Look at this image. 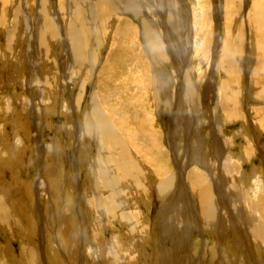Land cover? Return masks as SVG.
<instances>
[{
    "label": "rangeland",
    "instance_id": "1",
    "mask_svg": "<svg viewBox=\"0 0 264 264\" xmlns=\"http://www.w3.org/2000/svg\"><path fill=\"white\" fill-rule=\"evenodd\" d=\"M51 1H53L52 4L49 0H0V153L2 156V160L0 161V214H3L4 216V219L0 221V264H40L43 262L44 264H87V262H84L83 260V255L86 249H88V260L93 262L88 264H158L157 262H159V264H178L176 260H179V264H222L224 262H226L224 264H240L236 255V249L231 239L233 241H237L239 238L242 239L241 236H237L241 233L238 234L233 231L236 234L233 235L236 237L230 236L229 238H224L223 234L225 233H221V238H218L217 235L207 233L204 230H199L197 232H193L191 230L187 233V235H185V229L181 231L179 228L180 223L177 216L181 212V210L179 211L180 206L185 205L187 211L189 205L194 201L196 202V197H194L193 192L190 189L192 186L194 187L192 189L200 190V188L203 187L201 181L205 187H210L213 182L220 179L218 164L220 161L224 162V159L227 157L226 155L229 152V150L227 152L225 148L229 147L231 144H233L234 147L230 146L229 149L232 152L235 151L236 153L234 152V154H242L246 149L250 148V146L254 148L255 144V156L250 159L249 163L244 164V171L247 174H250L252 173V170L254 172V169L258 167L257 173L264 177V80L260 78V74H255L254 76L257 61L260 58L259 54L256 55V53H254L253 56H255V60L251 61L253 63L250 64V70L247 65L249 60L247 59L250 58L249 55L251 54L245 53L248 52V50L244 48L246 45V38H249L248 33L250 28L253 30L252 24L249 26L250 21L248 20L247 14H250L251 10H253L254 4H264V0H196V2H194V0H178L177 5H180V7L178 6L179 9L181 8L180 11L182 13V21L180 20L181 22H179L178 20L179 29L177 31L172 29V27L170 28L169 25L170 17L168 12L171 11V3L173 0H151V3H153V9H155V12L158 13L156 15L159 20L162 19L160 22L163 23V27L159 30L160 34L162 32L164 35L163 36L161 34L163 40L168 42V46L174 42L175 47H171L175 49L174 67L166 66L170 61L168 56H165L162 60L163 62L159 61L160 63L153 58L150 59V50L145 47L144 42L142 41V35H144L142 18L125 12L123 10V5L119 3L117 7L121 10L117 12L112 9V11L116 14L114 15L115 17L118 16V18L125 20L126 23H120V30L118 28H111L112 30L110 28L107 29L105 25H103V27L101 26V28L98 27L97 34L99 35V41L96 43L95 50L91 47V51H94L96 55L93 59L97 62L94 60V65H91L90 62L80 65L82 64L80 61L71 60L69 57L68 54L70 48L68 45L71 43L69 41V35H71L70 33L78 30L80 32L79 38H86L87 40L91 39L92 46L94 39L93 36H95V31H93L94 25H92V29L89 21L85 19L84 7L80 4V2H83L84 0ZM175 1L177 2V0ZM25 4L27 5L26 8ZM216 5H219L221 9L219 17L216 15ZM48 6H50L51 9H48ZM194 6L196 7V10L199 8L200 13L197 16L200 23H197L198 20L196 22L194 21ZM17 7L20 9V13L16 14V22H13L15 18V14L13 12L17 9ZM172 10L174 13L176 12L173 8ZM50 13H52V15H50ZM254 14L256 15L255 10H253V13L251 12L250 14V17L253 16L251 17L252 20L255 17ZM27 15H30V22L28 21L29 19L27 18ZM46 18L49 20H46ZM56 18L57 24L60 25V27L58 26L55 30L57 35H54L51 32L50 25L48 24L52 20L55 22ZM81 18L83 19L84 24ZM43 19L46 21V25L49 27V30H43V27H41L43 25H40V22ZM62 19H66L65 21H68L66 22L68 25L66 31H64L62 26ZM146 19L150 20L154 24L156 23V18L147 17ZM195 25H201L199 26L200 32L198 31L197 34L192 28ZM221 25L223 26L221 27ZM82 26H85V30ZM5 28H7L8 31ZM168 29L170 30L169 32L167 31ZM120 31H122L121 33L123 34L119 33ZM124 31L127 32V34ZM92 33L93 35H91ZM128 33L129 36H127ZM263 34V31H261L259 27L254 30L255 38L253 39V36L251 37L253 39L255 49H257L259 44H261L262 39L259 36ZM47 35L49 36L48 38L45 37ZM119 35L124 39L120 38ZM13 39L15 40L13 41ZM100 40H102L103 43ZM198 40L202 43L200 44L199 49L195 46ZM104 41L107 42L105 43ZM131 49L134 50L132 51ZM195 49H198L200 52ZM88 50H90V48ZM217 50L219 51L217 52ZM169 51L171 52V49H169ZM197 52L201 54L200 57V54ZM215 52H217V58L214 59ZM87 54H90V51H87ZM202 54L204 55V58ZM218 54L221 58L218 57ZM222 54L225 56L223 57ZM193 55L195 58L192 59ZM8 56H10V59L7 60ZM141 58L144 60H141ZM196 58L199 60H196ZM165 59L168 61L165 62ZM77 64L79 66H76ZM157 65H160L159 67L161 68H157L164 71L163 75L165 74V77L168 80L167 88L164 92L165 97H163L164 95H161L162 99L160 98L161 103L159 106L154 105V101L159 100L158 97L156 98L154 96L152 84L154 80L153 71ZM180 67L181 70H179ZM91 68H95V71L92 72ZM187 70H192V73L194 74L195 72L199 73V76L197 75V78H194L196 79L194 80V85L195 90H198L197 93L201 96L203 101L202 102L201 99H199L197 102L200 105L202 103V106H195L192 103L190 105L185 96L186 87L184 84V78ZM213 77V83L218 82V86L215 87V92L208 93V87L211 85V83L209 85L208 83ZM258 83H260L262 87L259 86ZM142 85H144V87H141ZM204 86L205 88H203ZM221 93L224 96L221 95ZM166 97L169 99L167 101L170 102L165 101V99H167ZM105 98L107 100H105ZM225 98L227 99V103H224ZM208 99H210V102ZM94 100L97 101V104L99 105L97 106L100 111L104 113V115L107 113L110 115L108 116L110 117V123H112L111 126H115L116 132L119 131L121 133H118L119 136H122L121 139L123 142L128 143L130 148L129 150L133 153V157L136 156L137 158V164L139 167H130L128 165V171L130 174L132 173L131 171L135 173L142 172L144 174V176L140 177L141 179H139L138 184L133 181V178H129L127 175L125 176V174L119 176L116 175L115 182L117 185L120 184V187L118 190H115L113 200H111V202H106L104 200L100 204L101 207H99V209L96 206L98 200L97 197L106 199L110 193L104 191L101 195L98 194L97 186L99 184L97 185L96 180H94L96 179L94 177V172L98 170L97 162L95 164V160L97 161V152L99 149L96 148L97 143L94 140L95 138H89L87 134H85V131L87 133V127L85 126V123L82 122L84 115L89 112L88 110L91 102ZM182 101L185 102L183 103ZM37 103L38 105H36ZM34 104L37 107L35 106L34 108ZM193 107L195 108L191 109ZM216 107H218V110ZM33 110L35 111L34 115H36V120L34 119L32 113ZM77 115H79V117H77ZM251 116L254 118L252 119ZM46 118H48V120ZM255 118L256 120H254ZM34 124L36 126H34ZM47 125H49V128ZM68 125L72 127L77 126L81 133L83 132V138H85L86 141L91 140V142H84V148L81 151L83 154V161L79 164V182L83 189H81L78 193L79 196L77 195L74 197L76 206L73 202L70 203V205H73L71 207L73 210L72 216L68 207L64 204H68V199L71 197L73 198V195H70V187L73 186V179H71V176L73 173H77V164L75 163L76 159H74L77 154L74 150L76 148L74 146L71 148L69 145L70 140L67 130V128H69ZM135 126H137V128ZM215 126L217 127L215 128ZM251 134L254 138H251ZM33 135L35 137L34 139L30 137ZM88 135L91 136V133ZM234 137H236L235 140ZM148 139L150 140L149 142ZM217 140H220L225 146H222V148L226 155H223L222 153L221 159L217 157L218 154L215 150H213L215 148L214 144ZM252 141H254L253 144L251 143ZM35 142L37 145L40 144L39 147L43 148V150H40V148L38 150V152L43 154V156L41 154H37L34 149L29 150V148H33V145L35 148ZM247 142H250V144H247ZM21 145L24 146L21 148ZM158 146H160V148ZM11 147L17 148L19 153H14L13 150H10ZM63 148L65 150H63ZM196 149L197 152H201L202 157L204 158L205 166L200 165L198 160H192V151H195ZM261 149L263 150L261 151ZM158 150L161 152L159 153ZM204 150L205 153H208V155L204 153ZM178 153L179 155H177ZM181 153H183V156ZM12 155H15V159H13ZM210 156H213V159H211ZM206 161L207 163L209 162L208 165L206 164ZM215 162L217 163L214 165ZM166 168L168 169L165 170ZM260 168L261 171L259 170ZM168 176H171L169 179L173 180L172 182L174 187L172 186L169 195L160 197V194L156 191V187L161 181L167 180ZM176 177L179 179H185L187 184L185 189L180 188L182 183H180L181 181L176 179ZM92 178L93 180L91 181ZM121 181H123L124 184ZM42 182L45 184V192L47 193L49 199H57H55L56 202L51 203L50 206L42 205L45 200H41V195H39L38 188H36V185L40 183L42 184ZM92 182H94L97 186L95 187ZM47 183L50 186L47 185ZM31 184L35 186H31ZM226 184L228 186V183ZM93 186L96 189H93ZM125 186L127 188H124ZM176 186L178 188L175 190ZM88 188H91V191L88 190ZM54 190L56 191L57 196H55ZM179 193L183 194V199L185 200L181 201L184 204L182 202L179 204L180 201L173 202L175 204H167L168 202L174 200L176 195L178 199L180 195ZM187 193H189L192 198H187ZM27 194L30 198H28ZM66 195L68 199L65 197ZM118 197H121V200ZM115 198H117V200H115ZM76 199L79 201H76ZM161 199L166 200L164 201ZM27 200L34 201L26 202ZM7 201H9V204ZM88 203H90V205ZM116 205H119V207ZM89 209L91 211H89ZM160 211L162 212L161 214H165V216L163 214L161 222H159L158 219L160 218ZM189 211H191V207L189 208ZM128 213L129 219L123 217L128 216ZM30 215L31 217H34L31 218ZM69 218H72V221L74 222H72ZM193 218L194 215L192 216V221ZM195 220L197 221V224L200 223L198 219ZM33 221L36 224L33 223ZM26 222H29V224ZM68 222L72 223L69 224ZM163 224L166 227L163 226ZM173 224H178L176 225L177 228ZM51 228H53L54 233H57V235L53 233ZM67 231L70 232L67 233ZM72 231H74V233ZM244 231L245 230H242L243 233ZM49 233L51 234L49 235ZM68 235H71L72 237ZM52 236L57 239L60 238V240L55 239L57 240L56 243L58 245L60 257L59 255L48 252L46 245L47 241H53L54 238ZM249 237L252 238L249 235L246 240L252 243L251 241H253V239H250ZM59 242L61 245H59ZM67 242L68 245L65 244ZM70 242L73 243L71 244ZM64 246H66V248ZM232 251L233 253H231ZM252 255L258 259L259 264H264V252L262 255H256L255 253ZM91 256L93 257L91 258ZM261 256L263 260L260 258ZM99 259L101 261H99Z\"/></svg>",
    "mask_w": 264,
    "mask_h": 264
},
{
    "label": "bare ground",
    "instance_id": "2",
    "mask_svg": "<svg viewBox=\"0 0 264 264\" xmlns=\"http://www.w3.org/2000/svg\"><path fill=\"white\" fill-rule=\"evenodd\" d=\"M66 1V0H65ZM72 1V0H71ZM73 1H77V0H73ZM205 1V0H204ZM203 1V2H204ZM47 2V1H46ZM49 2L52 4L53 3V1H51V0H49ZM155 2V1H154ZM189 2V1H188ZM194 2H196V0H194ZM202 2V3H203ZM42 3V2H41ZM44 3V2H43ZM116 3V4H115ZM118 3L119 4H121V5H123V10L125 11V12H127V13H131V14H133V15H135V16H138V17H141L142 18V20H143V27H144V35H142L143 36V42H144V45H145V47H147V48H149V50H150V59H154V60H156L157 62H159V61H162L164 58H165V56L167 57L168 56V58H169V63L166 65V66H169V67H174L173 65H174V63H175V54H174V50L175 49H173V48H171L172 46H174L175 47V45H174V42H173V44H170V46H168V42H166V41H164L163 40V38H162V36H161V34H162V32H161V34H160V30L159 29H161L162 27H163V23H161L160 21L162 20H159V18H158V16L156 15V14H158L157 12H155V9H153V3H151V0H84L83 2H80V4H81V6H83L84 8V15H85V19H87L88 21H89V23H90V26H92V25H94V29H93V26H92V29H93V31H95V33H94V35L95 36H93V42H92V46H91V39H86V38H84V39H80L79 38V36H80V32L78 31V30H75V32L73 31L72 33H70L71 35H69V41L71 42V43H69V45H68V47L70 48V50H69V57L71 58V60H74V61H80L82 64H80V65H84V64H86V63H91V65H94V60L95 59H93L96 55H95V52L94 51H91V47H93V50H95V46H96V43L99 41V35L97 34L98 33V27H100L101 28V26L103 27V25H105L106 27H107V29L108 28H120L119 26H120V23H126V21L125 20H122V19H120V18H118V16H114V15H116V14H114V12L112 11V9H114L115 11H120L121 9L120 8H118L117 6H118ZM177 3H178V0H177V2L175 1V0H173V2L171 3V7L176 11L175 13L173 12V10H172V8H171V11L170 12H168L169 14V19H170V23H169V25H170V28L172 27V29H175L176 31L179 29V22H181L182 21V17H181V8L179 9V7H180V5H177ZM205 3V2H204ZM211 3H212V1H211ZM213 3H214V1H213ZM258 3V2H257ZM1 4V3H0ZM45 4V3H44ZM65 4V3H64ZM76 4V3H75ZM196 4V3H195ZM43 5V4H42ZM46 5V4H45ZM187 5V4H186ZM190 5V4H189ZM220 5V4H219ZM219 5H216V15H217V17H219V15H220V13H221V9H220V6ZM57 6H58V4H57ZM61 6V5H60ZM179 6V7H178ZM204 6V5H203ZM202 6V7H203ZM214 6V5H213ZM27 7V5L25 4V8ZM64 7V6H63ZM76 7V6H75ZM195 7V6H194ZM215 7V6H214ZM16 8V7H15ZM36 8V7H35ZM79 8V7H78ZM190 8V7H189ZM227 8V7H226ZM48 9H51V7L50 6H48ZM59 9H61V8H59ZM207 9V8H206ZM230 9V8H229ZM14 10V9H13ZM41 10V9H40ZM57 10V9H56ZM64 10V9H63ZM69 10V9H68ZM75 10V9H74ZM208 10V9H207ZM215 10V9H214ZM253 10H255V12H256V15H255V17H254V19L252 20L251 19V17H253V16H251L250 17V14H251V12L253 13ZM253 10H251V12H250V14L248 13L247 15H248V20L250 21V23H249V26H251V24H252V27H253V30H251V28L250 27H248V28H250V31H249V33H248V36H249V38H246V47L244 46V48H246L247 50H248V52H245V53H250L251 55H249L250 56V58H248L247 60H249L248 61V66H249V68H250V70H251V65L250 64H252L253 62H251V61H253V60H255L254 59V57L255 56H253L254 55V53H256V55H258L259 54V60L257 61V67H256V70H255V73H254V76H255V74H257V75H259L260 74V78H262L263 80H264V34L263 35H261V36H259L261 39H262V42H261V44H259V46H258V48L257 49H255V46H254V44H253V39L255 38L254 37V30L255 29H257V27H259V29L261 30V31H263V33H264V4H261V5H253ZM45 11V10H44ZM183 11V10H182ZM194 11V21L196 22L199 18H198V16L197 15H199V8L196 10V7H195V9L193 10ZM203 11V10H202ZM205 11V10H204ZM235 11V10H234ZM13 12V11H12ZM32 12V11H31ZM49 12V11H48ZM76 12V11H75ZM14 14H15V18H14V20H13V22H16V14H18V13H20V9H18V7H17V9H15L14 10V12H13ZM38 13V12H37ZM77 13H78V11H77ZM204 13V12H203ZM202 13V14H203ZM225 13V12H224ZM233 13V12H232ZM41 14V13H40ZM47 14V13H46ZM65 14V13H64ZM68 14V13H67ZM193 14V13H192ZM205 14V13H204ZM203 14V15H204ZM50 15H52V13H50ZM49 15V16H50ZM79 15H81V14H79ZM78 15V16H79ZM119 15V14H118ZM120 15H121V12H120ZM206 15V14H205ZM204 15V16H205ZM228 15H229V13H228ZM234 15V14H233ZM19 16V15H18ZM61 16V15H60ZM60 16H59V19H60ZM74 16V15H73ZM224 16V15H223ZM246 16V15H245ZM53 17V16H52ZM147 17H152V18H156V23L154 24L153 22H151L150 20H147L146 18ZM200 17V16H199ZM27 18L29 19L28 21L30 22V15H27ZM80 18V17H79ZM201 18V17H200ZM33 19V18H32ZM38 19V18H37ZM48 18H46V20H47ZM82 19V18H81ZM223 19V18H222ZM227 19V18H226ZM231 19V18H230ZM39 20H40V17H39ZM39 20H38V23H39ZM49 20V19H48ZM66 20V19H65ZM64 19H62V21H63V23H62V26H63V28H64V31H66V28H67V24H66V22H68V21H65ZM178 20H179V22H178ZM181 20V21H180ZM79 21V20H78ZM82 21H83V19H82ZM124 21V22H123ZM183 21H184V19H183ZM193 21V20H192ZM192 21H190V22H192ZM200 21H201V19H200ZM215 21V20H214ZM220 21V20H219ZM4 22V21H3ZM12 22V23H13ZM23 22V21H22ZM32 22H33V20H32ZM58 22H59V20H58ZM71 22V21H70ZM74 22V21H73ZM86 22V21H85ZM128 22V21H127ZM195 22H193L194 24H196ZM199 22V20L197 21V23ZM231 22V21H230ZM252 22V23H251ZM24 23V22H23ZM79 23V22H78ZM118 25H117V24ZM200 23V22H199ZM202 23V22H201ZM204 23V22H203ZM3 24V23H2ZM18 24V23H17ZM20 24V23H19ZM25 24V23H24ZM28 24H30V23H28ZM48 24V23H47ZM74 24V23H73ZM83 24H84V21H83ZM87 24V23H86ZM193 24V25H194ZM205 24V23H204ZM203 24V25H204ZM223 24V23H222ZM228 24V23H227ZM245 24V23H244ZM40 25H43V26H41V27H43V30H49V27L46 25V21H44V19L40 22ZM48 25H50V29H51V32L55 35H57V33H56V29L58 28V26L60 27V25H58L57 24V18H56V21L54 22L53 20L48 24ZM142 25V24H141ZM183 25V24H182ZM8 26V25H7ZM32 26V25H31ZM38 26V25H37ZM61 26V27H62ZM72 26V25H71ZM87 26H88V24H87ZM118 26V27H117ZM135 26V25H134ZM199 26H201V25H199ZM199 26H197V25H195L194 27H192L193 29H194V32L197 34V32L199 31ZM223 25H221V27H222ZM11 27V26H10ZM35 27V26H34ZM39 27V26H38ZM73 27V26H72ZM83 27V26H82ZM85 27V26H84ZM84 27H83V29H84ZM139 27V26H138ZM204 27V26H203ZM202 27V28H203ZM230 27V26H229ZM75 28V27H74ZM73 28V29H74ZM89 28V27H88ZM168 28V27H167ZM217 28V27H216ZM236 28V27H235ZM6 30H7V28H5ZM72 29V30H73ZM76 29V28H75ZM237 29V28H236ZM85 30V29H84ZM88 30V29H87ZM112 30V29H111ZM120 30V29H119ZM123 30H125V29H123ZM122 30V31H123ZM138 30V29H137ZM164 30V29H163ZM218 30V29H217ZM229 30V29H228ZM8 31V30H7ZM6 31V32H7ZM42 31V30H41ZM40 31V32H41ZM114 31V30H113ZM122 31H120L119 33H121ZM141 31H143V30H141ZM168 32L170 31L169 29L167 30ZM247 31H248V29H247ZM28 32V31H27ZM31 32V31H30ZM84 32V31H83ZM90 32V31H89ZM102 32V31H101ZM108 32V31H107ZM117 32V31H116ZM125 32V31H124ZM200 32V31H199ZM202 32V31H201ZM215 32V31H214ZM217 32H219V31H217ZM234 32V31H233ZM15 33V32H14ZM32 33V32H31ZM43 33V32H42ZM66 33V32H65ZM126 34H127V32H125ZM132 33V32H131ZM142 33V32H141ZM165 33V32H164ZM167 33V32H166ZM194 33V34H195ZM2 34V33H1ZM49 34V33H48ZM61 34V33H60ZM87 34V33H86ZM97 34V35H96ZM113 34V33H112ZM121 34H123V33H121ZM133 34V33H132ZM138 34V33H137ZM140 34V33H139ZM229 34V33H228ZM235 34V33H234ZM68 35V34H67ZM91 35H93V33L91 34ZM91 35H90V37H91ZM118 35V34H117ZM125 35V34H124ZM163 35V34H162ZM199 35H200V33H199ZM238 35V34H237ZM32 36V35H31ZM52 36V35H51ZM61 36H62V34H61ZM84 36V35H83ZM89 36V35H88ZM105 36V35H104ZM127 36H129V33H128V35ZM164 36V35H163ZM166 36V35H165ZM217 36V35H216ZM224 36V35H223ZM251 36H253V39H252V37ZM45 37H49L48 35L47 36H45ZM115 37H117V36H115ZM119 37H120V35H119ZM118 37V38H119ZM138 37L140 38V36L138 35ZM169 37V36H168ZM167 37V38H168ZM195 37V36H194ZM201 37H203V36H201ZM234 37H235V35H234ZM14 38V37H13ZM32 38V37H31ZM37 38V37H36ZM35 38V39H36ZM62 38V37H61ZM65 38V37H64ZM102 38V37H101ZM120 38H123V37H120ZM130 38V37H129ZM39 39V38H38ZM43 39H44V36H43ZM116 39V38H115ZM124 39V38H123ZM125 39L127 40V38L125 37ZM131 39V38H130ZM195 39H196V37H195ZM216 39V38H215ZM7 40V39H6ZM15 39H13V41H14ZM51 40V39H50ZM120 40V39H119ZM168 40V39H167ZM12 41V40H11ZM10 41V42H11ZM32 41V40H31ZM58 41V40H57ZM102 43H103V41L102 40H100ZM132 41V40H131ZM200 40H198L197 41V43L199 42ZM255 41V40H254ZM9 42V41H8ZM34 42V41H33ZM38 42V41H37ZM40 42H41V40H40ZM53 42V41H52ZM100 42V43H101ZM105 42V41H104ZM107 42V41H106ZM105 42V43H106ZM128 42V41H127ZM257 42V41H256ZM12 43V42H11ZM14 43V42H13ZM196 43V42H195ZM196 43V47H198V49H199V47H200V44H202V43H198L197 44ZM220 43V42H219ZM129 44V43H128ZM137 44V43H136ZM217 44H218V42H217ZM221 44V43H220ZM255 44H257V43H255ZM19 45V44H18ZM40 45V44H39ZM100 45V44H99ZM219 45V44H218ZM37 46V45H36ZM101 46V45H100ZM103 46V45H102ZM9 47V46H8ZM104 47H105V45H104ZM141 47V46H140ZM59 48V47H58ZM90 48V50H88ZM101 48V47H100ZM137 48V47H136ZM142 48V47H141ZM147 48H145V49H147ZM176 48H177V46H176ZM5 49H6V47H5ZM38 49V48H37ZM60 49V48H59ZM62 49V48H61ZM169 49H171V52L169 51ZM179 49V48H178ZM198 49H195L196 51H199ZM217 49H218V47H217ZM44 50V49H43ZM132 50V49H131ZM134 50V49H133ZM132 50V51H133ZM19 51V50H18ZM87 51H90V54H87ZM178 51V50H177ZM177 51H176V53H177ZM204 51V50H203ZM219 50H217V52H218ZM246 51V50H245ZM66 52V51H65ZM97 52V51H96ZM135 52H136V50H135ZM200 52V51H199ZM202 52V51H201ZM217 52H215L214 53V59L215 58H217ZM221 52V51H220ZM54 53V52H53ZM198 53V52H197ZM222 53V52H221ZM45 54V53H44ZM48 54V53H47ZM97 54V53H96ZM136 54V53H135ZM198 54H200V53H198ZM53 55V54H52ZM60 55V54H59ZM64 55V54H63ZM98 55V54H97ZM236 55V54H235ZM239 55V54H238ZM237 55V56H238ZM45 56V55H44ZM99 56V55H98ZM179 56V55H178ZM201 56V54L199 55V57ZM202 56H203V58H204V55L202 54ZM222 56H223V54H222ZM225 56V55H224ZM223 56V57H224ZM19 57V56H18ZM198 57V56H197ZM198 57V58H199ZM218 57H220L221 58V56H219V54H218ZM4 58H5V56H4ZM46 58V57H45ZM193 58H195L194 57V55H193V57H192V59ZM198 58H196V60L198 59ZM210 58V57H209ZM243 58H244V56H243ZM243 58H242V60H243ZM8 59H10V56H8V58H7V60ZM48 59V58H47ZM98 59V58H97ZM143 58H141V60H142ZM146 59H147V57H146ZM201 59V58H200ZM231 59V58H230ZM237 59V58H236ZM238 59H239V57H238ZM246 59V58H245ZM56 60H57V58H56ZM99 60V59H98ZM144 60V59H143ZM148 60V59H147ZM199 60V59H198ZM202 60V59H201ZM96 61V60H95ZM139 61V60H138ZM149 61V60H148ZM166 61H168V60H166L165 59V62ZM205 61V60H204ZM216 61V60H215ZM219 61V60H218ZM238 61V60H237ZM97 62V61H96ZM95 62V63H96ZM151 62V61H150ZM152 62H154V61H152ZM163 62V61H162ZM161 62V63H162ZM164 62V63H165ZM245 62V61H244ZM77 63V62H76ZM160 63V62H159ZM199 63V62H198ZM157 64V63H156ZM241 64V63H240ZM96 65V64H95ZM202 65V64H201ZM76 66H79L78 64L76 65ZM147 66V65H146ZM150 66V65H149ZM160 65H157L156 66V68L157 67H159ZM14 67V66H13ZM93 67V66H92ZM102 67V66H101ZM210 67V66H209ZM233 67V66H232ZM78 68V67H77ZM83 68V67H82ZM87 68V67H86ZM97 68V67H96ZM103 68V67H102ZM142 68V67H141ZM147 68V67H146ZM155 68V70L153 71V73H154V77H153V93H154V96L157 98L158 97V100L159 101H157V100H155L154 101V105H156V106H159L160 105V98H161V95L163 96L164 95V92H165V90H166V88H167V84H168V80H167V78L165 77V74L163 75V73H164V71H162V70H160L159 68H161V67H159V68H157L156 69ZM51 69V68H50ZM95 68H91V71L93 72V71H95L94 70ZM191 69V68H190ZM87 70V69H86ZM98 70V69H97ZM179 70H181V67L179 68ZM70 71H71V69H70ZM83 71H84V69H83ZM214 71V70H213ZM76 72V71H75ZM90 72V71H89ZM194 72V71H193ZM200 72V71H199ZM210 72V71H209ZM254 72V71H253ZM102 73V72H101ZM100 73V74H101ZM208 73V72H207ZM215 73V72H214ZM237 74V73H236ZM235 74V75H236ZM12 75V74H11ZM101 75H103V74H101ZM197 75L199 76V73H197V72H195V74L194 73H192V70H187L186 71V74H185V78H184V80H185V89H186V91H185V96H186V98H187V100H188V102L190 103V105H191V103L193 104V105H195V106H197V105H200V104H198V100L199 99H201V101H202V98H201V96L197 93V91L195 90V85H194V80H196V79H194V78H197ZM212 75V74H211ZM239 75V74H238ZM241 75V74H240ZM256 75V76H257ZM72 76V75H71ZM96 76V75H95ZM217 76V75H216ZM216 76H215V79H216ZM249 76H251V75H249ZM32 77V76H31ZM77 78V77H76ZM130 78V77H129ZM242 78H243V76H242ZM249 78H251V77H249ZM133 79V78H132ZM201 79V78H200ZM212 79H214V77L213 78H211V80H210V82L208 83V85L211 83V85H212V87H211V85H209V87H208V93H210V92H215V90H216V86H218L217 85V83L218 82H215V83H213V80ZM220 80V79H219ZM90 82V81H89ZM142 82V81H141ZM238 82V81H237ZM131 83V82H130ZM133 83V82H132ZM199 83V82H198ZM213 83V84H212ZM262 83V82H261ZM79 84H80V82H79ZM142 84V83H141ZM170 84V83H169ZM174 84V83H173ZM200 84V83H199ZM250 84H251V81H250ZM75 85V84H74ZM176 85V84H175ZM229 85H231V84H229ZM258 85L259 86H261L260 85V83H258ZM132 86V85H131ZM169 86V85H168ZM220 86H221V84H220ZM141 87H144V85H142ZM176 87V86H175ZM262 87V86H261ZM169 88V87H168ZM173 88V87H172ZM200 88H202V87H200ZM199 88V89H200ZM203 88H205V86L203 87ZM246 88H248V87H246ZM137 89V88H136ZM144 89V88H143ZM238 89V88H237ZM140 90V89H139ZM141 90H142V88H141ZM245 90V89H244ZM248 90V89H247ZM36 91V90H35ZM128 91V90H127ZM204 91H205V89H204ZM254 91V90H253ZM136 92V91H135ZM177 92V91H176ZM175 92V93H176ZM201 92V91H200ZM220 92V91H219ZM31 93V92H30ZM139 93V92H138ZM143 93V92H142ZM178 93V92H177ZM180 93V92H179ZM228 93V92H227ZM260 93H263V92H260ZM259 93V94H260ZM36 94V93H35ZM132 94V93H131ZM174 94V93H173ZM172 94V95H173ZM212 94V93H211ZM231 94V93H230ZM229 94V95H230ZM252 94V93H251ZM258 94V95H259ZM42 95V94H41ZM40 95V96H41ZM80 95V94H79ZM167 95V94H166ZM203 95H204V93H203ZM221 95H223L222 93H221ZM220 95V96H221ZM227 95V94H226ZM263 95V94H262ZM132 96V95H131ZM143 96V95H142ZM175 96V95H174ZM224 96V95H223ZM133 97V96H132ZM163 97H165V95L163 96ZM207 97V96H206ZM212 97V96H211ZM37 98H38V96H37ZM80 98V97H79ZM167 98V97H166ZM223 98V97H222ZM249 98V97H248ZM248 98H246V99H248ZM40 99V98H39ZM61 99V98H60ZM143 99V98H142ZM162 99V98H161ZM213 99V98H212ZM221 99V98H220ZM35 100V99H34ZM91 100V99H90ZM105 100H107L106 98H105ZM167 100H169L168 98L167 99H165V101L166 102H170V101H167ZM174 100H175V98H174ZM226 98H225V102L224 103H227L226 102ZM33 101V100H32ZM39 101V100H38ZM208 101L210 102V99H208ZM216 101H217V99H216ZM221 101V100H220ZM246 101H248V100H246ZM183 103L185 102V101H182ZM203 102V101H202ZM214 102V101H213ZM222 102V101H221ZM34 103H36V102H34ZM137 103H139V102H137ZM165 103V102H164ZM229 103V102H228ZM250 103V102H249ZM263 103H264V101H263ZM22 104V103H21ZM42 104V103H41ZM173 104V103H172ZM36 105H38V103L36 104ZM35 104L33 105V107L35 108V106H36ZM76 105V104H75ZM98 104H97V101H92L91 102V105L89 106V112L87 113V114H85L84 115V118H83V120H82V122H84L85 123V126L87 127V133H86V131H85V134H87V136L89 137V138H91V137H93V138H95L94 140L96 141V143H97V149H99V151L97 152L98 153V156H97V161L95 160V164H96V162H97V171H95L94 173H95V178L96 179H94V180H96V183H97V185H95V181L94 182H92V183H94V185H95V187L97 186V190H98V194L99 195H101L104 191H106V192H109L110 194H109V196H108V198H106V199H103L102 197L101 198H98L97 197V207H98V209H99V207H101V203L105 200L106 202H108V201H110L111 202V200H113V198H114V196H115V190H118L119 189V187H120V184L119 185H117V183L115 182V176L116 175H123V174H125V176L127 175L129 178H133V181L136 183V184H138V181H139V179H141L140 177L141 176H144V174L142 173V172H137V173H135V172H133V171H131L132 173L130 174V172L128 171V165L130 166V167H132V166H137V167H139L138 166V164H137V158H136V156L135 157H133V153L129 150L130 148H129V145H128V143H126V142H123V140L121 139V137L119 136V134L118 133H120L119 131L118 132H116V129H115V126H111V124L112 123H110V115L107 113L106 115H104V113H102L101 111H100V109L98 108V106H97ZM203 104L201 103V105L200 106H202ZM252 105V104H251ZM264 105V104H263ZM39 106H41V105H39ZM46 106V105H45ZM85 106V105H84ZM212 106V105H211ZM213 106H217V105H213ZM223 106H226V105H223ZM227 106H230V105H227ZM233 106V105H232ZM253 106V105H252ZM37 107V106H36ZM42 107V106H41ZM219 107V106H218ZM218 107H216L217 108V110H218ZM222 107V106H221ZM79 108V107H78ZM102 108V107H101ZM129 108V107H128ZM195 107H193V108H191V109H194ZM197 108V107H196ZM215 108V109H216ZM223 108V107H222ZM37 109V108H36ZM35 109V110H36ZM38 109H39V107H38ZM54 109V108H53ZM225 109V108H224ZM232 109V108H231ZM235 109H236V107H235ZM253 109V108H252ZM45 110V109H44ZM103 110V109H102ZM108 110V109H107ZM220 110V109H219ZM39 111V110H38ZM65 111V110H64ZM114 111V110H113ZM236 111V110H235ZM251 111V110H250ZM253 111V110H252ZM37 112V111H36ZM40 112V111H39ZM41 112H42V110H41ZM50 112V111H49ZM112 112V111H111ZM152 112V111H151ZM178 112V111H177ZM223 112V111H222ZM17 113V112H16ZM33 116H34V119L36 120V115H34V113H35V111L33 110ZM136 113V112H135ZM168 113V112H167ZM202 113V112H201ZM228 113V112H227ZM236 113V112H235ZM240 113H241V111H240ZM247 113V112H246ZM253 113V112H252ZM252 113H250V114H252ZM256 113V112H255ZM44 114V113H43ZM44 115H46V114H44ZM109 115V116H108ZM211 115V114H210ZM222 115V114H221ZM253 115V114H252ZM258 115V114H257ZM20 116V115H19ZM48 116V115H47ZM70 116V115H69ZM223 116V115H222ZM228 116V115H227ZM249 116V115H248ZM46 117V116H45ZM49 117H50V114H49ZM77 117H79V115H77ZM134 117V116H133ZM242 117V116H241ZM69 118H71V117H69ZM228 118V117H227ZM250 118V117H249ZM251 118L253 119L254 117H252L251 116ZM33 119V120H34ZM47 120H48V118H46ZM133 119V118H132ZM193 119V118H192ZM221 119V118H220ZM219 119V120H220ZM225 119V118H224ZM223 119V120H224ZM229 119H230V117H229ZM243 119V118H242ZM18 120V119H17ZM20 120V119H19ZM226 120V119H225ZM248 120V119H247ZM254 120H256V118L254 119ZM112 121V120H111ZM132 121V120H131ZM213 121H215V120H213ZM234 121H235V119H234ZM239 121H242V120H239ZM73 122V121H72ZM227 122H229V121H227ZM226 122V123H227ZM244 122V121H243ZM255 122H257V121H255ZM74 123V122H73ZM72 123V124H73ZM224 123V122H223ZM230 123V122H229ZM49 124V123H48ZM79 124V123H78ZM129 124V123H128ZM135 124V123H134ZM228 124V123H227ZM243 124V123H242ZM257 124V123H256ZM83 125V124H82ZM120 125V124H119ZM225 125V124H224ZM249 125V124H248ZM250 125H252V124H250ZM34 126H36L35 124H34ZM69 126V125H68ZM154 126V125H153ZM259 126V125H258ZM47 127L49 128V125H47ZM75 127H77V126H75ZM75 127H72V126H69V128H67V130H68V133H69V140H70V147L71 148H73V146L76 148V149H74L75 150V152H76V154L77 155H75V158L74 159H76L75 161V163L77 164V173L76 174H72V176H71V179H73V186H71L70 187V190H71V193H70V195L72 194L73 195V198L71 197V198H67V195L65 196L67 199H68V204L66 203V204H64V205H66V207H68V210H69V212H70V214H71V216H72V214H73V210H72V206L73 205H70V203L71 202H73L74 204H75V196H77L78 195V193L80 192V190L81 189H83L82 188V186H81V184H80V175H79V164L83 161V154L81 153V151H82V149L84 148V142H91V140L89 141H86V139L85 138H83L84 137V134H83V132L81 133V131L79 130V128L77 127V128H75ZM136 128H137V126H135ZM217 126H215V128H216ZM221 127V126H220ZM219 127V128H220ZM249 127V126H248ZM247 127V128H248ZM251 127H253V126H251ZM64 128V127H63ZM225 128V127H224ZM260 128V127H259ZM52 129V128H51ZM86 129V128H85ZM147 129V128H146ZM249 129V128H248ZM62 130H64V129H62ZM83 130V129H82ZM199 130V129H198ZM260 130V129H259ZM3 131V130H2ZM219 131V130H218ZM34 132V131H33ZM65 132V131H64ZM67 132V131H66ZM138 132H139V130H138ZM148 132L150 133V131L148 130ZM221 132V131H220ZM67 133V134H68ZM89 133H91V136L90 135H88ZM141 133V132H140ZM159 133V132H158ZM251 133H255V132H251ZM257 133H258V129H257ZM260 133V132H259ZM37 134V133H36ZM82 134V135H81ZM121 134V133H120ZM199 134V133H198ZM261 134V133H260ZM32 135V134H31ZM138 135V134H137ZM178 135V134H177ZM249 135V134H248ZM130 136V135H129ZM188 136V135H187ZM225 136V135H224ZM251 136H252V134H251ZM17 137V136H16ZM21 137V136H20ZM31 138H35L34 137V135L33 136H30ZM29 137V138H30ZM146 137V136H145ZM144 137V138H145ZM156 137V136H155ZM190 137V136H189ZM10 138V137H9ZM67 138H68V136H67ZM137 138V137H136ZM151 138V137H150ZM191 138V137H190ZM211 138V137H210ZM235 138L236 137H234V140H235ZM251 138H254L253 136L251 137ZM16 139V138H15ZM146 139V138H145ZM167 139V138H166ZM203 139V138H202ZM208 139V138H207ZM212 139V138H211ZM220 139H222V138H220ZM230 139V138H229ZM246 139H247V137H246ZM256 139V138H255ZM258 139V138H257ZM68 140V139H67ZM93 140V141H94ZM131 140V139H130ZM154 140H156V139H154ZM224 140V139H223ZM20 141V140H19ZM18 141V142H19ZM31 141V140H30ZM40 141V140H39ZM137 141V140H136ZM146 141V140H145ZM150 140L148 139V142H149ZM182 141V140H181ZM204 141V140H203ZM230 141V140H229ZM246 141H248V140H246ZM245 141V142H246ZM251 141V140H250ZM257 141V140H256ZM132 142V141H131ZM141 142V141H140ZM154 142V141H153ZM202 142V141H201ZM205 142H206V140H205ZM235 142V141H234ZM253 142L254 141H252L251 143L253 144ZM136 143V142H135ZM143 143V142H142ZM147 143V142H146ZM192 143V142H191ZM250 144V142H247V144ZM258 143V142H257ZM25 144V143H24ZM27 144H29V143H27ZM143 144H145V143H143ZM155 144V143H154ZM183 144H184V142H183ZM197 144V143H196ZM205 144V143H204ZM211 144V143H210ZM213 144V143H212ZM225 144H226V140H225ZM229 144V143H228ZM231 144V143H230ZM26 145V144H25ZM32 145V144H31ZM40 145V144H39ZM39 145H37L36 144V142H35V148H34V145L32 146L33 148H29V150L30 149H34L35 150V152L37 153V154H41V153H39L38 152V150H39V148H40V150H43V148L42 147H39ZM42 145H44V144H42ZM86 145V144H85ZM96 145V144H95ZM148 145V144H147ZM161 145V144H160ZM192 145V144H191ZM24 145H21L20 147L22 148ZM68 146V145H67ZM89 146V145H88ZM150 146V145H149ZM222 146L223 147H225L224 145H223V143L220 141V140H217V142H215V144H214V149L213 150H215V152L218 154L217 155V157L218 158H220L221 159V157H222V153H223V155H226L225 154V151L223 150V148H222ZM231 147L233 146V144H231L230 145ZM229 146V147H230ZM250 146V145H249ZM255 144H254V148H255ZM2 147V146H1ZM4 147V146H3ZM86 147V146H85ZM138 147V146H137ZM154 147H156V146H154ZM159 148H160V146H158ZM182 147V146H181ZM229 147H227V148H225L226 150H227V152H228V150H229V152H228V154L226 155L227 157L224 159V162L223 161H220L219 162V171H220V179L219 180H217V181H215V182H213V184L210 186V187H205L204 186V184H203V182L201 181V184H202V186L203 187H201L200 188V190H194V189H192V188H194L193 186H192V188H190L191 190H192V192H193V195H194V197H196L195 199H196V202L194 201L193 203H191L190 205H189V208L191 207V211H189V208H188V210L186 211V208H185V205H182V206H180V209H179V211L181 210V212H180V214L177 216V218H179V223H180V225H179V228H180V230L182 231V230H184L185 229V235H187V233L189 232V231H195V232H197V231H199V230H204V231H206L207 233H210V234H213V235H217V237L218 238H221V233L223 234V233H225V234H223V236H224V238H229L230 236H234L233 234H235L234 232H237L238 234H240V235H237L238 237L239 236H241V238L242 239H240L239 238V240H232L231 239V241L233 242V244H234V247H235V249H236V255H237V257H238V260L240 261V264H259L258 263V259L257 258H255L252 254L253 253H255L256 255H262L263 254V247H264V177L263 176H261V175H259L257 172H258V167H256L255 169H254V172H253V170H252V173H250V174H247L245 171H244V164H246V163H249L250 162V159L251 158H253L254 156H255V151H254V148H252L251 146H250V148H248V149H246L245 150V152H243L242 154L240 153V154H234V152L235 151H230V149H229ZM234 147V146H233ZM19 148V147H18ZM45 148V147H44ZM146 148H147V146H146ZM149 148V147H148ZM198 148V147H197ZM5 149V148H4ZM67 149V148H66ZM138 149V148H137ZM194 149V148H193ZM243 149V148H242ZM10 150H13V152L14 153H16V152H18L19 150H17V148H13V147H11L10 148ZM26 150V149H25ZM46 150H47V148H46ZM45 150V151H46ZM63 150H65L64 148H63ZM140 150V149H139ZM175 150V149H174ZM190 150V149H189ZM211 150V149H210ZM259 150V149H258ZM263 149H261V151H262ZM1 151V150H0ZM27 151V150H26ZM44 151V152H45ZM148 151V150H147ZM155 151V150H154ZM157 151V150H156ZM196 151V152H195ZM195 151H192V154H193V158H192V160H198V162H199V164L200 165H203V166H205V163H204V158L202 157V154H201V152H197V149L195 150ZM244 151V150H243ZM24 152V151H23ZM61 152V151H60ZM59 152V153H60ZM151 152H152V150H151ZM158 152L160 153L161 151H159L158 150ZM179 152V151H178ZM206 152H207V150H206ZM226 152V153H227ZM263 152H264V150H263ZM19 153V152H18ZM27 153V152H26ZM158 153V154H159ZM188 153V152H187ZM204 153H205V150H204ZM236 153V152H235ZM4 154V153H3ZM32 154V153H31ZM36 154V155H37ZM47 154V153H46ZM140 154V153H139ZM191 154V153H190ZM205 154H207L208 155V153H205ZM264 154V153H263ZM6 155V154H5ZM27 155V154H26ZM25 155V156H26ZM42 156H43V154H41ZM163 155V154H162ZM177 155H179V153L177 154ZM181 155L183 156V153H181ZM212 155V154H211ZM4 156V155H3ZM13 156V159H15V155H12ZM24 156V155H23ZM46 156V155H45ZM65 156V155H64ZM67 156V155H66ZM85 156V155H84ZM160 156V155H159ZM216 156V155H215ZM81 157V158H80ZM152 157V156H151ZM156 157V156H155ZM178 157H180V156H178ZM211 157V159H213V156H210ZM80 158V159H79ZM189 158V157H188ZM2 160V156H1V153H0V161ZM32 160H34V159H32ZM37 160V159H36ZM38 160H39V158H38ZM156 160H159V159H156ZM161 160V159H160ZM165 160V159H164ZM185 160H187V159H185ZM219 160V159H218ZM223 160V159H222ZM227 160V161H226ZM215 161V160H214ZM31 162H33V161H31ZM39 162V161H38ZM41 162H43V161H41ZM142 162V161H141ZM144 162V161H143ZM149 162H150V160H149ZM190 162V161H189ZM193 162V161H192ZM196 162V161H195ZM211 162V161H210ZM213 162V161H212ZM45 163V162H44ZM152 163H153V161H152ZM159 163V162H158ZM186 163V162H185ZM209 163V162H208ZM208 163H207V161H206V164L208 165ZM217 162H215L214 163V165L216 164ZM264 163V162H263ZM141 164V163H140ZM196 165H198V164H196ZM40 166H41V164H40ZM44 166V165H43ZM141 166V165H140ZM154 166V165H153ZM191 166V165H190ZM195 166V165H194ZM217 166V165H216ZM260 166H262V165H260ZM29 167V166H28ZM89 167V166H88ZM90 167H92V166H90ZM148 167V166H147ZM157 167V166H156ZM159 167H161V166H159ZM15 168H17V167H15ZM96 168V167H95ZM149 168V167H148ZM215 168V167H214ZM214 168H213V170H214ZM264 168V167H263ZM262 168V169H263ZM18 169V168H17ZM62 169V168H61ZM74 169H75V167H74ZM89 169V168H88ZM144 169V168H143ZM168 168H166L165 170H167ZM42 170V169H41ZM86 170V169H85ZM108 170V171H107ZM150 170V169H149ZM164 170V171H165ZM260 171H261V168L259 169ZM75 171V170H74ZM92 171H93V169H92ZM140 171V170H139ZM159 171V170H158ZM163 171V172H164ZM20 172V171H19ZM87 172V171H86ZM129 172V173H128ZM177 172V171H176ZM45 173V172H44ZM44 173H43V175H44ZM63 173V172H62ZM114 175H113V174ZM146 173H147V171H146ZM165 173V172H164ZM214 173H215V171H214ZM264 173V172H263ZM143 174V175H142ZM150 174V173H149ZM176 174V173H175ZM178 174V173H177ZM91 175V174H90ZM173 176V175H172ZM166 177V176H165ZM169 177H171V176H168L167 178V180H165V181H159L160 183L158 184V186L156 187L157 188V190L156 191H158V193L160 194V197L161 196H165V195H169L170 194V191H171V188H172V186H173V180L172 179H169ZM217 177V176H216ZM48 178V177H47ZM197 178V177H196ZM200 178V177H199ZM123 179V178H122ZM121 179V180H122ZM176 179H179V178H177L176 177ZM44 180H46V179H44ZM43 180V181H44ZM89 180V179H88ZM93 180V178L91 179V181ZM144 180V179H143ZM181 182L180 183H182L181 184V187L180 188H182V189H185L186 187H187V184H186V181H185V179L184 178H182V179H179ZM178 180V181H179ZM36 181V180H35ZM131 181V180H130ZM175 181V180H174ZM190 181V180H189ZM32 182V181H31ZM45 182V181H44ZM49 182V181H48ZM68 182V181H67ZM121 182H123V181H121ZM54 183H55V181H54ZM63 183H65V182H63ZM211 183V182H210ZM226 183H228V186H227V184ZM56 184V183H55ZM55 184H54V186H55ZM72 184V183H71ZM123 184H124V182H123ZM133 184V183H132ZM33 184H31V186H32ZM44 183L42 182V184L40 183V184H38V185H36L37 187L36 188H38V191H39V195H41V200L43 199V200H45V201H47V202H43L42 203V205L43 206H47V205H49L50 206V204L51 203H53V202H56L55 201V199L56 198H51V199H49V197H48V195H47V193L45 192V188L46 187H44ZM47 185H49L48 183H47ZM66 185H67V183H66ZM134 185V184H133ZM176 185V184H175ZM178 185V184H177ZM180 185V184H179ZM35 185H33V187H34ZM50 186V185H49ZM135 186V185H134ZM32 187V188H33ZM94 186H93V189L95 188ZM174 187V186H173ZM8 188V187H7ZM69 188V187H68ZM124 188H127L126 186L124 187ZM176 188H178L177 186L175 187V190H176ZM91 188H88V190H90ZM92 189V190H93ZM96 189V188H95ZM29 190H31V189H29ZM33 190H34V188H33ZM9 191V190H8ZM55 191V190H54ZM91 191V190H90ZM131 191V190H130ZM129 191V192H130ZM67 192H68V190H67ZM66 192V193H67ZM82 192V191H81ZM95 192V191H94ZM180 192V191H179ZM187 192V191H186ZM188 192H189V190H188ZM11 193V192H10ZM9 193V194H10ZM33 193H35V192H33ZM38 193V192H37ZM97 193V192H96ZM175 193V192H174ZM36 194V193H35ZM54 194H55V196H57V194H56V191L54 192ZM88 194V193H87ZM89 194H90V192H89ZM92 194H93V192H92ZM177 194H178V192H177ZM180 195H179V198L177 199V195H176V197H175V199L174 200H172V201H170V202H168L167 204H169V203H173V202H176V201H180L179 202V204H181V202L183 201V200H185V199H183V194L182 193H179ZM188 195L186 196L187 198H190L191 197V195L189 194V193H187ZM11 195V194H10ZM28 195V194H27ZM34 195V194H33ZM94 195V194H93ZM96 195V194H95ZM192 195V196H193ZM60 196H61V194H60ZM79 196V195H78ZM98 196V195H97ZM118 196V195H117ZM123 196V195H122ZM128 196V195H127ZM70 197V196H69ZM82 197V196H81ZM87 197V196H86ZM85 197V198H86ZM93 197V196H92ZM168 197V196H167ZM185 197V196H184ZM185 197V198H186ZM9 198V197H8ZM28 198H30L29 197V195H28ZM33 198V197H32ZM39 198V197H38ZM119 198V197H118ZM192 198V197H191ZM81 199V198H80ZM120 200H121V197L119 198ZM118 199V200H119ZM171 199V198H170ZM10 200V199H9ZM26 200V199H25ZM36 200V199H35ZM57 200V199H56ZM86 200V199H85ZM115 200H117V198H115ZM119 200V201H120ZM161 200H166V199H161ZM182 200V201H181ZM190 200V199H189ZM194 200V199H193ZM32 201V200H31ZM31 201H26V202H31ZM34 201V200H33ZM32 201V202H33ZM76 201H79L78 199H76ZM168 201V200H167ZM187 201V200H186ZM1 202H2V200H1ZM8 202V204H9V201H7ZM58 202V201H57ZM65 202V201H64ZM63 202V203H64ZM86 202H87V200H86ZM86 202H84V203H86ZM94 202V201H93ZM163 202V201H162ZM35 203V202H34ZM113 203V202H112ZM165 203V202H164ZM183 203V202H182ZM11 204V203H10ZM33 204V203H32ZM89 205H90V203H88ZM166 204V203H165ZM173 204H175V203H173ZM184 204V203H183ZM55 205H56V203H55ZM78 205V204H77ZM85 205V204H84ZM103 205V204H102ZM11 206H12V204H11ZM29 206H31V205H29ZM35 206V205H34ZM75 206H76V204H75ZM88 206V205H87ZM112 206H114V205H112ZM116 206H118L119 207V205H116ZM121 206V205H120ZM187 206V205H186ZM10 207V206H9ZM80 207H82V206H80ZM93 207V206H92ZM25 208V207H24ZM33 208H35V207H33ZM44 208H48V207H44ZM88 208V207H87ZM90 208V207H89ZM104 208V207H103ZM196 208V209H195ZM11 209V208H10ZM31 209V208H30ZM59 209V208H58ZM105 209V208H104ZM121 209V208H120ZM34 210V209H33ZM32 210V211H33ZM39 210V209H38ZM40 210H42V209H40ZM78 210V209H77ZM81 210V209H80ZM85 210H86V207H85ZM88 210V209H87ZM113 210V209H112ZM1 211V210H0ZM31 211V212H32ZM75 211V210H74ZM82 211H83V209H82ZM89 211H91L90 209H89ZM104 211V210H103ZM115 211V210H114ZM162 211V210H161ZM160 211V218H158L159 219V222H161V220H162V218H163V214H161L162 212H164V211H162L161 212ZM170 211V210H169ZM43 212V211H42ZM88 212V211H87ZM106 212V211H105ZM116 212V211H115ZM175 212V211H174ZM6 213V212H5ZM30 213V212H29ZM29 213H27V214H29ZM35 213V212H34ZM33 213V214H34ZM40 213V212H39ZM76 213V212H75ZM82 213V212H81ZM170 213V212H169ZM177 213V212H176ZM88 214V213H87ZM109 214V213H108ZM44 215V214H43ZM42 215V216H43ZM75 215V214H74ZM85 215V214H84ZM83 215V216H84ZM173 215V214H172ZM194 215V218H193V221L191 220L192 219V216ZM70 216V217H71ZM88 216V215H87ZM164 216H165V214H164ZM30 217H31V215H30ZM29 217V218H30ZM34 217V216H33ZM33 217H31V218H33ZM37 217V216H36ZM53 217V216H52ZM57 217V216H56ZM77 217H78V215H77ZM123 217H125L126 219H129V213H128V216H123ZM176 217V216H175ZM38 218V217H37ZM45 218V217H44ZM4 219V216H3V214H0V221H2ZM70 219V218H69ZM80 219V218H79ZM195 219H198L199 220V222L200 223H198L197 224V221L195 220ZM30 220V219H29ZM71 221L73 220L72 218L70 219ZM26 221H27V219H26ZM32 221V220H31ZM67 221V220H66ZM69 221V220H68ZM168 221V220H167ZM46 222V221H45ZM59 222V221H58ZM72 222H74V221H72ZM71 222V223H72ZM76 222L78 223V221L76 220ZM177 222V221H176ZM27 223V222H26ZM31 223V222H30ZM33 223H35L34 221H33ZM65 223V222H64ZM69 224H71L70 222H68ZM168 223V222H167ZM170 223H173V222H170ZM27 224H29V222L27 223ZM36 224V223H35ZM45 224V223H44ZM169 224V223H168ZM67 225V224H66ZM72 225H74V224H72ZM173 225H175V224H173ZM176 225H178V224H176ZM175 225V226H176ZM37 226V225H36ZM43 226V225H42ZM42 226H41V228H42ZM45 226V225H44ZM48 226V225H47ZM163 226H165L164 224H163ZM28 227V226H27ZM35 227V226H34ZM46 227V226H45ZM54 227V226H53ZM166 227V226H165ZM46 228H48V227H46ZM65 228H66V226H65ZM70 228V227H69ZM72 228V227H71ZM76 228V227H75ZM176 228H177V226H176ZM36 229V228H35ZM35 229H34V231H35ZM37 229H38V227H37ZM36 229V230H37ZM83 229H85V228H83ZM165 229V228H164ZM245 230L244 231V233L242 232V230ZM51 230H53V228H51ZM50 230V231H51ZM70 230V229H69ZM72 230V229H71ZM179 230V229H178ZM43 231V230H42ZM49 231V230H48ZM85 231V230H84ZM174 231V230H173ZM234 231V232H233ZM52 232V231H51ZM56 232V231H55ZM66 232V231H65ZM68 232H70V231H67V233ZM73 233H74V231H72ZM71 232V233H72ZM168 232V231H167ZM45 233V232H44ZM48 233V232H47ZM53 233H54V230H53ZM46 234V233H45ZM44 234V235H45ZM51 233H49V235H50ZM55 234V233H54ZM54 234H52V235H54ZM170 234V233H169ZM182 234V233H181ZM243 234H245V235H243ZM55 235H57V233L55 234ZM236 235V234H235ZM251 236L252 238H250V239H253V241H251L252 243H250V241L248 242L246 239H247V236ZM40 236V235H39ZM38 236V237H39ZM65 236H66V234H65ZM65 236H63V237H65ZM68 236H70V237H72L71 235H68ZM67 236V237H68ZM87 236V235H86ZM49 237H51V236H49ZM53 237V236H52ZM58 237V236H57ZM62 237V236H61ZM66 237V238H67ZM69 237V238H70ZM234 237H236V236H234ZM54 238V237H53ZM59 238V237H58ZM86 238V237H85ZM55 239H57L56 237L53 239V241L51 242V241H47V248H48V252H50V253H52V254H55V255H59V257H60V252H59V249H58V245H57V243H56V241L57 240H60V238L59 239H57V240H55ZM65 239V238H64ZM172 239V238H171ZM249 239V240H250ZM42 240V239H41ZM44 240H45V238H44ZM54 240H55V242H54ZM151 240V239H150ZM180 240V239H179ZM219 240V239H218ZM67 241V240H66ZM73 241V240H72ZM220 241H223V240H220ZM254 242V243H253ZM71 243V242H70ZM73 243V242H72ZM71 243V244H72ZM222 243V242H221ZM39 244V243H38ZM42 244V243H41ZM65 244H67L68 245V242L67 243H65ZM232 244V243H231ZM59 245H61L60 244V242H59ZM155 245H156V243H155ZM176 245V244H175ZM45 246V247H46ZM56 247V248H55ZM65 248H66V246H64ZM63 247V248H64ZM71 247H72V245H71ZM77 247V246H76ZM55 248V249H54ZM59 248H61V247H59ZM83 248H85V247H83ZM173 248V247H172ZM41 249V248H40ZM230 249V248H229ZM47 250V249H46ZM66 250V249H65ZM60 251H62V250H60ZM87 251H88V249H86L85 250V252H84V262H87V264L88 263H93V262H90L89 260H88V256L89 255H87ZM90 251V250H89ZM165 251V250H164ZM173 251V250H172ZM165 253V252H164ZM231 253H233V251L231 252ZM168 254V253H167ZM229 254V253H228ZM62 255V254H61ZM92 255V254H91ZM164 255V254H163ZM214 255V254H213ZM223 255V254H222ZM221 255V256H222ZM165 256V255H164ZM176 256V255H175ZM232 256V255H231ZM235 256V255H234ZM47 257V256H46ZM56 257V256H55ZM58 257V256H57ZM93 256H91V258H92ZM98 257V256H97ZM100 257H102V256H100ZM223 257H225V256H223ZM105 258V257H104ZM107 258V257H106ZM186 258V257H185ZM212 258H214V257H212ZM260 258H262V256L260 257ZM59 259V258H58ZM81 259V258H80ZM163 259V258H162ZM184 259V258H183ZM187 259V258H186ZM226 259V258H225ZM225 259H223V260H225ZM43 260H44V257H43ZM68 260V259H67ZM90 260H92V259H90ZM222 260V259H221ZM262 260H263V258H262ZM49 261V260H48ZM94 261H95V259H94ZM97 261V260H96ZM99 261H101L100 259H99ZM152 261V260H151ZM162 261V260H161ZM164 261V260H163ZM169 261V260H168ZM179 261V260H178ZM177 260H176V262L179 264V262H178ZM181 261H183V260H181ZM204 261V260H203ZM31 262V261H30ZM42 262V261H41ZM46 262H47V260H46ZM72 262V261H71ZM174 262V261H173ZM184 262V261H183ZM198 262V261H197ZM217 262V261H216ZM229 262V261H228ZM260 262H262V261H260ZM48 263V262H47ZM50 263V262H49ZM74 263V262H73ZM78 263V262H77ZM97 263V262H96ZM100 263V262H99ZM158 264H159V262H157ZM220 263V262H219ZM224 263H226V262H224ZM224 263H222V264H224ZM36 264H38V263H36ZM40 264H44V262L43 263H40ZM84 264V263H83ZM166 264V263H165ZM181 264H185V263H181ZM186 264H188V263H186ZM218 264V263H217ZM229 264V263H228Z\"/></svg>",
    "mask_w": 264,
    "mask_h": 264
}]
</instances>
